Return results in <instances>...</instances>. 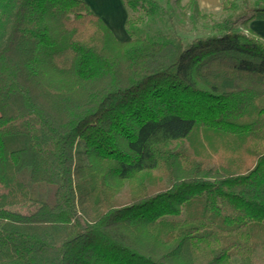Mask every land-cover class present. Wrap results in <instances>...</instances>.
<instances>
[{
	"label": "trees",
	"instance_id": "obj_1",
	"mask_svg": "<svg viewBox=\"0 0 264 264\" xmlns=\"http://www.w3.org/2000/svg\"><path fill=\"white\" fill-rule=\"evenodd\" d=\"M121 1L0 0V264H264V0Z\"/></svg>",
	"mask_w": 264,
	"mask_h": 264
},
{
	"label": "crops",
	"instance_id": "obj_2",
	"mask_svg": "<svg viewBox=\"0 0 264 264\" xmlns=\"http://www.w3.org/2000/svg\"><path fill=\"white\" fill-rule=\"evenodd\" d=\"M91 10L99 16L119 41H128L126 21L129 12L121 0H84ZM203 13L219 14L222 0H196ZM249 31L264 40V20H256L249 25ZM248 33V32H246Z\"/></svg>",
	"mask_w": 264,
	"mask_h": 264
},
{
	"label": "rangeland",
	"instance_id": "obj_3",
	"mask_svg": "<svg viewBox=\"0 0 264 264\" xmlns=\"http://www.w3.org/2000/svg\"><path fill=\"white\" fill-rule=\"evenodd\" d=\"M186 3H187V0H185L182 4L185 5ZM215 19L217 21L222 19V16L220 15V13L216 14ZM209 25L210 24H208L207 22H201L199 23L197 28L189 26L188 28L190 32L187 33L186 36L184 37L186 38V40H189L190 38H193V37L207 36L212 33L211 27ZM143 29H145L148 35L155 36L158 33L165 32L167 27H166V22H162L156 19V20H147ZM253 142L256 148L260 152H264L263 144L261 143L258 137H255ZM259 256H260V253L258 249H256V258L258 261H259Z\"/></svg>",
	"mask_w": 264,
	"mask_h": 264
}]
</instances>
